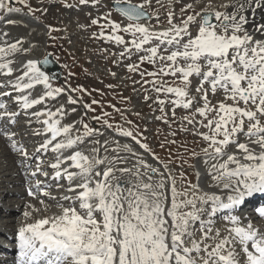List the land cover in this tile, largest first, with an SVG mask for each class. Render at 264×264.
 Returning a JSON list of instances; mask_svg holds the SVG:
<instances>
[{"label": "snow or ice", "instance_id": "6c2138e0", "mask_svg": "<svg viewBox=\"0 0 264 264\" xmlns=\"http://www.w3.org/2000/svg\"><path fill=\"white\" fill-rule=\"evenodd\" d=\"M17 2L25 5V0ZM79 2L83 5L88 0ZM91 2L95 6L99 0ZM113 4L127 23L113 20L112 12L108 11L91 19L90 26L98 28L92 38L122 46L121 61L138 56V61L127 64L126 68L129 73L141 77L134 84L149 85L144 89L146 102L153 99L147 94L149 91L156 94L153 103L159 105L161 113L157 120L171 128L167 105L171 106L173 121L177 108L188 113L181 118L179 130L189 131L187 126L191 125L192 134L206 144L201 152L208 175L212 186L220 188L223 194L203 192L198 184H189L184 191H178L167 165L165 171L169 175L165 177L164 172L141 159L128 144L117 143L115 148L109 149L105 141L104 151L115 153L111 156L101 157L100 147H92V155L80 150L64 155L97 130L81 121L83 133L73 135L74 130L79 132L76 122L62 124L68 114L64 105L53 110L48 101L67 93V102L77 104L80 98L72 93H86L87 90L83 87L53 88L51 77L38 66L49 63L47 56L42 60L29 59L22 64L23 70L11 87L18 93L15 99L23 111L44 105L30 113L42 125L35 134L45 137L35 150L38 162L30 175L47 177L48 173L40 168L39 155L56 154L54 161L49 163L52 179L57 182V189L62 187L59 181L66 180L67 194L52 197L45 190L48 186L42 187L39 180L29 188L28 196L33 199L47 196L59 211L19 227L17 264H264V231L254 227L250 219L235 214L248 197L264 194V39L256 38L245 28L247 21L243 15L252 5L255 8L264 5V0H232L220 6L223 11L213 9L209 3L205 9L187 14L179 24L174 22L175 15L169 11L167 27H153L148 23L153 18L146 11L150 0H142L139 4L132 0H113ZM189 9H193L190 3L181 8L182 17ZM0 10L20 11L13 8L9 0H0ZM32 11L29 8V12ZM156 19L158 23V17ZM48 31L58 29L49 26ZM254 31L264 35V23L257 25ZM125 36L130 39L125 40ZM22 44L23 40L18 39L0 46V69L7 70L6 75L13 72L10 67L13 61L8 57L19 52L18 46ZM145 63L152 65L153 70H142ZM169 77L173 79H166ZM192 77L199 80L195 89L199 99L190 94ZM38 85L43 86V91L33 97ZM217 92L223 93V99L213 105L209 94L215 96ZM99 103L92 100L91 104L84 103L83 108L94 111L92 105ZM197 104L201 106L194 108ZM16 115L0 103V118L12 120ZM103 116L108 113L104 112ZM197 116L200 119H196ZM103 123L108 128L113 127L106 119ZM201 128L207 131L201 132ZM117 131L146 152L151 151L139 138L140 133L134 134L133 130L123 127ZM7 138L12 141L13 151L20 152L25 159L30 158L23 146H17L11 134ZM93 143L99 145V141ZM121 152L128 155H120ZM152 156L159 159L155 153ZM133 158L134 163L131 162ZM40 203L47 213L49 205L43 199ZM27 207L31 211L23 213L26 221L32 212L40 211L31 205ZM255 211L264 218V206ZM218 214H223L228 233L222 238L220 229L213 235V218ZM205 215L206 220L202 219ZM197 223L201 233L199 240L195 239L194 231ZM209 239L217 240L214 246L205 242ZM187 241L191 242V247L187 246Z\"/></svg>", "mask_w": 264, "mask_h": 264}, {"label": "rangeland", "instance_id": "374dc122", "mask_svg": "<svg viewBox=\"0 0 264 264\" xmlns=\"http://www.w3.org/2000/svg\"><path fill=\"white\" fill-rule=\"evenodd\" d=\"M110 1L112 0H99V3L94 6L91 0H88V2L83 5L80 4L79 0H25V5L19 4L16 0V3H10V5L17 6L21 10L29 11V8L34 10L30 13L36 15L40 23L33 25L23 22V25H27L33 30H38L40 35L34 34L35 36L31 37L32 41L30 45L26 47L33 49L34 54L37 53L36 55L42 53V57L44 55L48 56L46 53L49 52L51 55H53V58L60 63L58 72L63 75V78L61 82L55 80L57 86H54L51 83L52 87H63L65 89H76L78 87H83L87 90L86 93L79 91L72 93L74 97L80 98L77 104H69L67 102V93H65L59 95L56 98L58 99L56 100L57 105H53V107H51L54 110L60 105H64V107H66L68 110H72L73 108L75 109L76 114L71 118L70 124L76 122L75 128L78 129L79 132L74 130L73 135L83 133L81 121L88 124L89 127L97 130L93 136L86 137L85 142L78 145L79 147L76 148V150H80L87 155H92L90 149L92 147H100L99 155L103 157L105 155L110 156L115 154L111 151H104L105 141L108 142L107 146L109 149L115 148L117 143L120 145L128 144L139 156L145 157L144 159H146L148 162L154 163L160 167L163 166L162 168L164 169L165 165H167V168L170 170V174L175 177L177 190L184 191L188 185H180L185 184V182L182 180L181 175L179 176V171L185 172L187 174V178L191 177V181H193V170L195 169L196 161L199 158H204L201 149L206 147V144L201 140V138L192 134L191 125L187 126L189 129H191V131L189 130L182 132L179 130L181 118L184 116V113L177 112V109L179 108L176 109L175 115L178 120L173 123L172 128H169L168 124L156 119V117L161 114L159 111V105L153 103L156 94L149 91L147 94L153 99L146 102L144 100V89L148 88L149 85H144L142 87L139 83L134 84L133 82L140 81L141 77L137 73H129L126 68L127 64L136 63L138 61L137 55H133L131 60L124 59L119 62V53L122 51V46H116L112 43H105L92 38L93 32H98V28L96 26H90L91 19L96 18L108 11L112 12L111 18L113 20L123 24L127 23L126 19L120 17V15L112 9V7L109 5ZM132 2L139 4L142 3V0H132ZM209 2H212L211 4L213 9L221 11L224 10L220 7L221 5H224L222 0H217L215 3L214 0H159V2H157V0H150V4L146 6V9L152 14L153 18L149 23L153 27H167V15L169 11H172L175 15L174 22L179 24L182 18H186L187 14H190L193 10L199 12L205 9ZM189 3L193 5V9H189L188 12L184 13L182 17L180 10L185 4ZM4 14L7 15L8 12L3 11V15ZM156 17H158V23ZM6 22H10V20H6ZM49 26L54 29H58V31H53L50 33L48 31ZM18 29L19 28L17 26H14L8 30L17 31ZM191 31L194 35L196 32L195 25L192 27ZM44 32L46 33V36L44 35ZM50 37H55L56 39L52 40ZM128 39H130V37L125 36V40ZM45 46L48 47L44 49ZM28 52L29 51L27 50L21 53L26 54ZM15 57L16 56H13L11 59H16ZM113 61H117V63L114 64ZM142 70L151 71L153 68L152 65L145 63L142 65ZM70 73L71 75H69ZM111 73H115V76L111 75ZM61 74L59 76V80H61ZM166 79L171 81L173 78L169 77ZM109 85L112 87H108ZM198 85L199 84L191 85L190 92L193 94L196 93L195 89ZM10 97L11 95L6 96L1 100L0 103H3L4 105L8 104L9 102L7 99ZM222 99L223 98L216 100L215 103ZM92 100H97L100 103L98 105H92V108L95 110L89 113L88 110L83 108V104H91ZM215 103L212 104L215 105ZM113 105L115 108L112 107ZM115 109H119V111H116ZM104 112H107L108 116H103ZM166 112L168 113L169 121H173L171 117L170 105L166 106ZM71 115H73V113ZM94 116H100L101 119L95 120L93 119ZM127 116L130 120L127 119ZM69 119L70 114H67L62 122H67ZM105 119L113 125L112 128H108L103 123ZM196 119L198 118L196 117ZM19 121H21V118L19 117H15L10 122H6L5 120L0 121V136L6 141V146L0 142V163L3 164V167L0 168V171L2 170V172H0V180H4L3 186L0 187V193L9 191L10 188L27 187L30 184V179L33 178L31 175H29L28 180L24 181V183L22 181H17V178L20 176L17 173L14 175L10 173L16 168H10L12 163L10 160L8 161L9 158H6L9 155L4 156V158L1 157L3 150L6 152L7 149H12V141L7 138V135L11 134L13 136L17 132V125L19 124ZM128 121H131L130 125ZM5 125L8 126L7 130H3ZM119 127H123L125 130H133L134 134L140 133L141 135L139 138L143 143H146L149 146L151 151L146 152L144 149H141L139 145L135 144L131 138L120 135L117 131V128ZM204 131H207V129H203L201 132ZM172 132H175L176 134L172 135ZM13 139L18 144V139ZM173 140L175 143H171L169 147H165L166 149L161 147V144L165 143V141L170 142ZM94 141H99V145L94 144ZM37 143L38 142H35V144L26 145L25 151L32 150ZM16 152L17 151L11 150V153L14 157L19 155ZM198 152L199 155L197 154ZM152 153H155L159 159H153ZM193 153H196L197 156H193ZM120 155L128 154L121 152ZM36 157L37 154L33 159H24V166L22 164L18 165V167H22L23 173H29L36 168ZM41 158H43L42 154L39 155L38 159ZM4 159L7 160L3 161ZM134 161L135 160L133 158L131 162L133 163ZM201 161L204 162V160ZM183 162H188V167H185ZM4 166L7 169L4 168ZM175 171H178L177 174ZM46 172L48 173V171ZM40 177L34 179H41ZM208 177L210 176L208 175ZM62 181L63 179L60 180V182ZM15 182L16 184H14ZM189 195H191V191L189 192ZM24 196L30 197L28 196V191ZM38 199L40 200L42 198ZM43 200L45 201V204L48 203L45 199ZM4 204L5 200H2V205ZM19 204L22 203L19 202ZM23 207L24 206L20 208L21 211L23 210ZM38 207L39 208L34 206L35 209H40V218L48 213H45L43 208H40L42 205H39ZM29 210L30 209L27 208V211ZM49 212H51L50 209ZM38 215V212L33 213L31 215V219L37 218ZM222 216L223 214H218L215 218L219 219L222 218ZM10 218L13 217L10 216ZM10 218L3 214L0 215V226L4 229H8L9 232L16 225V221ZM202 219L206 220L208 217L205 216L202 217ZM223 225L226 226L225 223ZM198 228H200L199 225H197V227L196 225L194 226V229L197 230ZM15 238L16 234L14 239ZM10 241L12 242L14 240L10 239ZM2 263L5 262L3 259H0V264Z\"/></svg>", "mask_w": 264, "mask_h": 264}, {"label": "bare ground", "instance_id": "6f19581e", "mask_svg": "<svg viewBox=\"0 0 264 264\" xmlns=\"http://www.w3.org/2000/svg\"><path fill=\"white\" fill-rule=\"evenodd\" d=\"M208 1H210V0H208ZM216 1L217 0H214V3ZM222 2H224V4H230L232 2V0H222ZM253 8H255V5L250 6L243 13V15H245L246 21H247L246 24H245V28L249 32L253 33L256 38L264 39V35H261V34L256 33L254 31V29H255V27L257 25L264 23V5H262L259 8H255V11L252 10ZM0 11H1L0 12V14H1V16H0V46H4L6 43H13V42H15L18 39H22L23 40V44L18 46V47L21 48V50L19 52H17V53H15V54H13V55L8 57V59H11L13 56H16L15 57L16 59H11L13 61V63L10 65V67H12V69H13L12 74L11 75H6L5 73H6L7 70L0 69V80H1V84H2V85H0V92L3 91V90H6L8 93L12 94V97H10V99H7V100H9V103L6 104L5 106L7 107V109L9 108L8 109L9 111L17 113L16 117L21 118V121H19L18 122L19 124L17 125V129L18 130L13 135V138H17L18 139L17 146L18 147L23 146V148L25 150L26 145L35 144V142H38L35 145V148H33V150L26 151L29 154V157L32 159L36 155V151H35L36 148L43 142L45 137L43 135H36L35 134L36 132L41 130L42 125L37 123L36 119L34 117H32L30 115V113L32 111L40 110V108L44 107V105H38V106L34 107L33 109L28 110V112L23 111L20 108L19 104L16 102L15 97L18 95V93H16L13 90V88L11 87V84L15 81L16 77L21 74V72L23 70L22 69V64L23 63H26V61L29 60V59H36V60H42L43 59L42 53H40L39 55H36L37 53L34 54V52H33L34 50L33 49H30L29 47H26V46L30 45V43L32 41L31 37L39 34L38 30H35V29L33 30L32 28L28 27L27 25H23V22H25L27 24H33V25L38 24L40 22L38 21V18L35 15H33L32 13H30L27 10H21L20 9V11H13L11 13H8L7 15H5V14L3 15V10H0ZM229 11H231V9H229ZM6 20H10V22H6ZM16 21H17V23H16ZM151 21L152 20H149V22H151ZM14 26H17L19 29L17 31H9L8 30V29H11ZM44 35L46 36L45 32H44ZM47 47L45 46L44 49H46ZM25 50H28L29 52L26 53V54H22L21 52H23ZM40 65L42 66L41 70L44 71L47 75L52 77L55 74H58V68H59L60 64H58V62H56L55 60H52V59L50 60L49 59V63L47 65L38 64V66H40ZM190 79H191V85L199 84V80L196 77H192ZM52 83L54 85L56 84L55 81H52ZM42 87H43L42 85L36 86L35 90L32 93L33 97H35L36 95L42 93V91H43ZM2 93H5V91L2 92ZM190 94L193 95V96H196L197 99H199V95L197 93L193 94L192 92H190ZM4 96L5 95H0V100ZM221 98H223V93L222 92H217V94L215 96H212L211 94H209V99H210L211 103H215L216 100H219ZM51 102H52V100L48 101L49 107H51V105H52ZM229 103H231V102L229 101ZM197 106H201V105L197 104V105H194L193 107L195 108ZM65 111L68 114H70V119H69V121L67 120L66 124H70L71 118L73 116H75L76 112L75 111L73 112L72 110H68L66 107H65ZM177 112L184 113V115L188 114L182 108L177 109ZM72 113H73V115H71ZM197 118L200 119L199 116H197ZM1 120L8 121L9 119L0 118V121ZM176 120H178V118L175 116V120L170 122L171 123V128L173 127V123H175ZM9 121H12V120H9ZM7 128H8V126H5L3 129L7 130ZM203 129L204 128H201L200 131H202ZM189 130L191 131V129H189ZM204 130H206V129H204ZM0 139H1L0 142H2L4 144V146H6L5 139L3 137H1V136H0ZM6 149H7V147H6ZM11 150L12 149H7L6 152L3 150V153L1 154V157L4 158V156L9 155L6 158H9L8 161L10 160L11 163H12L10 168L11 169L16 168L15 170H12L10 173L12 175H14L16 173L19 174L20 177L17 178V181L24 182L25 180L28 179V177H29L28 174L31 173V172H29L28 174H24L22 172V167H18V165L19 164L25 165L24 164V159L25 158L20 152H16L19 155L14 157L12 155V153H11ZM75 150H76V148H74L72 150H69V151H65L64 155H70L71 151H75ZM229 151H232V149H229ZM47 153L50 156V154L52 152H47ZM47 153H41V154H47ZM55 155L56 154L52 153V157L53 158L45 157V158L39 159L40 168H41L42 172L48 171L50 173H48L47 177H45L43 174H38V175L41 176V180H39V181H41V186L42 187H44L45 185L48 186V187L45 188L46 191L48 190V192H49L48 194L50 196H52V197L59 198V197L65 195V194H67L65 192V188L67 187V183L65 181L63 183L59 182L62 185V187L60 189H57V187H56V183L57 182L52 179L53 173H51V171L53 172V170L49 167V163L54 161ZM11 157H14V158H11ZM140 158L145 160L143 156H140ZM6 160L7 159H4L3 161H6ZM201 160H204V158L198 159L197 162H196L195 175L197 177V181H196L195 184L196 185L198 184L200 186V190L203 191V192L216 193V194H221L222 195L223 193H222V190L220 188L212 186L213 182L210 179V177H208V174H207L208 172H207V169H206L207 166ZM36 161L38 162V160H36ZM128 166H131V163ZM152 166L156 167L155 165H152ZM2 167H3V164L0 163V168H2ZM35 167H36V165H35ZM4 168H6V167L4 166ZM157 168L161 170L160 167H157ZM0 172H2V170ZM164 174H165V177H166V175H167L166 172H164ZM9 179H11V178H9ZM30 180H31L30 185L28 187H26V188L15 187V188H10L9 191L2 192L3 194L0 193V206H1L0 212L2 211V213H5V215L8 218H10V216L13 217V218H10V219H14V221H16V223H15L16 225L14 226L13 229L10 230V232L6 228L5 229L2 228L1 226H0V232H1V234H3V236L6 235L7 237H12V238H14L15 234H16V238L14 239V242L11 243V244L14 245L15 248H17V232H18L19 227L22 226L26 222L27 223L33 222L35 219L40 218V215H41L38 212L39 215H38L37 218H35V219H33V218L31 219L30 218L27 221L25 220L24 215H23V213L25 211H27V208H28L27 206L28 205H31L33 208H34V206L39 208L38 206L41 205L39 199H33L32 197H25L24 196L26 194V191L29 190L30 187L34 186L36 184V181H37L34 178H32ZM32 180H34V181H32ZM3 183H4V180H0V187L3 186ZM14 184H16V182ZM11 194H12V196H11ZM256 197L258 199L259 198H263V195L258 193V195ZM20 198H22V199H20ZM39 198L45 199L48 202L47 205H49V209H50V211L52 213L59 211V209H57L54 206L55 202L52 201V200H49L47 196H42V197H39ZM1 200H5V204L4 205L1 204ZM252 200L253 199H246L245 202L241 206H239L241 208H237L235 210V214L241 216L242 218L246 217L247 219H250L252 221L254 227H256L257 229H259L261 231H264V218H260L258 216V214L255 211L256 208L254 209V211H252V209L244 210L242 208L244 205H246L248 203H251ZM17 201H19L22 204H19V202H17ZM6 202H8V205H7ZM22 206H24V207H23V210L21 211L20 208H22ZM40 208H43V205ZM187 210H189V209H184V211H187ZM29 211H31V209ZM51 212L48 211V213L46 215L52 214ZM10 213H13V214H10ZM33 213H36V212H32V214ZM203 217H205V216H203ZM213 219H215L214 220V226H213V235L215 234V230L216 229H220L221 238L223 236L227 235V232L225 230L226 226L223 225L224 224L223 219L222 218H220L218 220L216 218H213ZM247 219L244 221L245 223L247 222ZM200 235H201V233H200L199 228H198L197 230H195V238L199 237ZM205 242L207 244H209L210 246H214V244L217 242V240L209 239V240H207ZM2 243L3 242H1V244H0V247H1L0 248V252H5V253L9 254L8 257H7V261H9L10 259H13V260L17 259L16 256L14 257V254L9 253L8 249L2 248L3 247ZM186 243H187V246L191 247V242L190 241H187ZM3 244H6V243H3ZM237 251L238 252L240 251L239 246H237ZM240 259L243 262L244 257H243L242 253H241Z\"/></svg>", "mask_w": 264, "mask_h": 264}, {"label": "water", "instance_id": "95a60500", "mask_svg": "<svg viewBox=\"0 0 264 264\" xmlns=\"http://www.w3.org/2000/svg\"><path fill=\"white\" fill-rule=\"evenodd\" d=\"M133 3V2H132ZM111 6L115 9V6H114V4H113V1L111 2Z\"/></svg>", "mask_w": 264, "mask_h": 264}]
</instances>
